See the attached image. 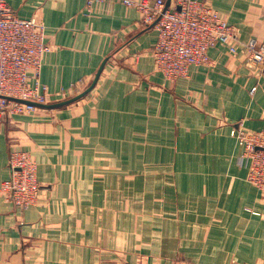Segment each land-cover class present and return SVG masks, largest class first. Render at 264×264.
<instances>
[{
    "label": "crops",
    "instance_id": "0c3cea01",
    "mask_svg": "<svg viewBox=\"0 0 264 264\" xmlns=\"http://www.w3.org/2000/svg\"><path fill=\"white\" fill-rule=\"evenodd\" d=\"M5 1L47 27L48 104L106 65L85 98L6 120L0 187L10 154L25 151L42 192L24 211L0 195V264H264V197L231 137L239 123L264 128L261 68L218 46L212 67L169 82L152 56L156 29L119 0L90 12L84 0ZM196 1L241 41L264 43V0Z\"/></svg>",
    "mask_w": 264,
    "mask_h": 264
},
{
    "label": "built area",
    "instance_id": "2783aa9c",
    "mask_svg": "<svg viewBox=\"0 0 264 264\" xmlns=\"http://www.w3.org/2000/svg\"><path fill=\"white\" fill-rule=\"evenodd\" d=\"M90 12L106 0H84ZM143 16L145 27H153L158 40L152 56L156 70L166 81L187 78L193 67H212L210 51L225 47L232 55L243 53L247 67L261 68L264 74V43L241 41L238 31L205 2L172 0H119ZM47 27L36 18L22 19L0 0V135L6 120L14 115L37 113L38 107L16 100L48 104V87L41 82L44 58L49 51ZM256 88L252 92H255ZM243 149L240 164L248 170L247 181L264 197V128L249 131L243 123L231 131ZM10 179L0 187V195L17 209L37 207L41 198L38 166L31 153L12 152Z\"/></svg>",
    "mask_w": 264,
    "mask_h": 264
},
{
    "label": "water",
    "instance_id": "95a60500",
    "mask_svg": "<svg viewBox=\"0 0 264 264\" xmlns=\"http://www.w3.org/2000/svg\"><path fill=\"white\" fill-rule=\"evenodd\" d=\"M171 1L172 0H167L166 9H168L171 6ZM105 65H106V62L99 69V71H98L94 81L92 82V84L84 92L80 93L79 95H77L71 99H67L65 101H60V102L52 103V104H36V103H31V102L22 101V100H16V101H18L20 103H24V104H31V105H34L38 108H45V109H51V110L59 109V108L71 105V104L85 98L88 94H90L93 91V89L95 88V86L97 85V83L99 81V78L103 72Z\"/></svg>",
    "mask_w": 264,
    "mask_h": 264
},
{
    "label": "rangeland",
    "instance_id": "374dc122",
    "mask_svg": "<svg viewBox=\"0 0 264 264\" xmlns=\"http://www.w3.org/2000/svg\"><path fill=\"white\" fill-rule=\"evenodd\" d=\"M243 56H244V55H243ZM244 59H245V57H244ZM245 64H246V62H245ZM246 66H247V65H246ZM206 68H207V67H206ZM248 68H249V67H248ZM250 69H251V68H250ZM178 80H179V79H178ZM254 89H255V88H254ZM252 91H253V90H252ZM252 91H251V92H252ZM252 93H254V92H252ZM66 98H67V97H66ZM261 196H262V195H261ZM262 197H263V196H262Z\"/></svg>",
    "mask_w": 264,
    "mask_h": 264
},
{
    "label": "bare ground",
    "instance_id": "6f19581e",
    "mask_svg": "<svg viewBox=\"0 0 264 264\" xmlns=\"http://www.w3.org/2000/svg\"><path fill=\"white\" fill-rule=\"evenodd\" d=\"M201 2V1H200Z\"/></svg>",
    "mask_w": 264,
    "mask_h": 264
}]
</instances>
